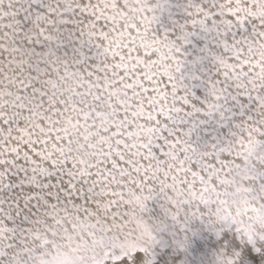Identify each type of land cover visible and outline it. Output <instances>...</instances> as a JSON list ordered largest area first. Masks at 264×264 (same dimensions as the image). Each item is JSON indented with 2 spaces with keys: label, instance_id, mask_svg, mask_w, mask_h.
Listing matches in <instances>:
<instances>
[{
  "label": "snow or ice",
  "instance_id": "snow-or-ice-1",
  "mask_svg": "<svg viewBox=\"0 0 264 264\" xmlns=\"http://www.w3.org/2000/svg\"><path fill=\"white\" fill-rule=\"evenodd\" d=\"M0 264H264V0H0Z\"/></svg>",
  "mask_w": 264,
  "mask_h": 264
}]
</instances>
